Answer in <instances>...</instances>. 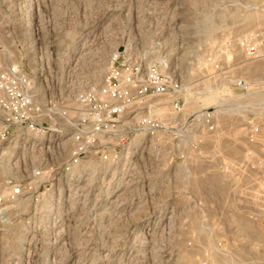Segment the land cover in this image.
Masks as SVG:
<instances>
[{
    "label": "rangeland",
    "instance_id": "1",
    "mask_svg": "<svg viewBox=\"0 0 264 264\" xmlns=\"http://www.w3.org/2000/svg\"><path fill=\"white\" fill-rule=\"evenodd\" d=\"M158 1L0 0V98L23 87L12 75L17 68L42 95L72 110L84 92L102 83L110 54L121 49L141 54L166 50L192 79L203 74L192 75V69L197 57L206 54L224 62L232 74L264 87V73L255 69L264 65V0ZM207 29L215 31L213 39L205 35ZM240 38L260 42L261 57L254 63L236 42L232 58H226L224 41ZM242 67L249 69L241 72ZM113 137L99 142L109 155L119 146ZM1 150L0 264H186L190 258L192 264H264V213L256 199L264 172V125L253 143L235 125L220 139H210L203 149L207 158L196 159L190 177L157 172L164 162L149 153L137 172L158 185L155 202L170 204L165 217L171 219L148 220L137 233L129 229L138 220L128 216L94 220L88 228L86 220H58L65 244L50 257L39 256L47 241L38 223L50 205L59 213L73 210L64 200L65 184L74 176L54 177L71 151L64 157L27 158L14 166ZM106 166L100 163L96 177L103 176ZM39 171L45 175L39 177ZM15 185L23 188L22 196L11 193ZM18 208L23 227L13 221ZM245 226L251 230L246 232ZM113 253L118 255L115 262Z\"/></svg>",
    "mask_w": 264,
    "mask_h": 264
},
{
    "label": "built area",
    "instance_id": "2",
    "mask_svg": "<svg viewBox=\"0 0 264 264\" xmlns=\"http://www.w3.org/2000/svg\"><path fill=\"white\" fill-rule=\"evenodd\" d=\"M235 42L247 60L261 57L259 43L252 38L226 39L222 44L231 52ZM208 60L210 68L187 82L178 59L166 50L148 56L116 50L109 56L102 83L84 92L72 110L42 95L34 80L14 68L12 75L23 87L0 98L2 154L16 152L17 158L9 163L16 162L13 165L17 166L27 158L56 156L71 148L68 162L60 165L54 177L62 173L76 177L80 172H101L103 161L120 171H140L138 163L151 153V157L164 162L157 172L168 176L173 171L176 176L182 173L190 177L196 159L207 158L203 149L210 139H220L235 125L253 143L264 125V97L260 95H264V87L260 89L247 78L232 74L214 57ZM208 96L214 100L204 103L203 98ZM37 136L45 146L52 140L49 147L54 151L36 150L25 155ZM112 136L119 146L109 155L99 142ZM67 140L61 151L60 144ZM15 147L18 150L14 151ZM44 175L39 171V177ZM52 179L51 187L55 183ZM261 181L256 199L264 213V172ZM11 193L22 196L23 188L15 185Z\"/></svg>",
    "mask_w": 264,
    "mask_h": 264
},
{
    "label": "bare ground",
    "instance_id": "3",
    "mask_svg": "<svg viewBox=\"0 0 264 264\" xmlns=\"http://www.w3.org/2000/svg\"><path fill=\"white\" fill-rule=\"evenodd\" d=\"M160 4L162 5V3H160ZM164 4L165 5H163V6H166V2ZM155 6H156V4H155ZM167 7H168V5H167ZM160 11H161V9H160ZM169 12H168V14H169ZM171 17H174V15ZM166 20H168V19H166ZM173 21H172V23H173ZM213 30H214V28H213ZM213 30L207 29L205 31L206 34L205 33L204 34L208 36L207 38L213 39V37H214L213 33L215 32ZM240 34H241V32H240ZM195 46H197V45H195ZM223 49H224V47H223ZM179 50H180V48H179ZM149 52H148V50H143V53L145 56H147ZM213 52H214V50H213ZM224 54L226 55V58L228 60L232 58V53H230V51H226V53H224ZM207 56L208 55L203 54V55H200L197 57V60H196L197 64H195L196 66L194 67V69H192V75L194 73H204V71L209 67L210 62H209ZM253 63H254V61H253ZM261 65L258 64L255 69L260 71L261 73H264V65L263 66H261ZM244 66H246V65H244ZM244 69H245V67H244ZM244 69H243V67L239 68V70L241 72H244L245 70L248 71L249 68L247 67L245 70ZM255 73H257V72H255ZM249 74H251V73H249ZM182 75L187 82H190L192 80L191 76L185 75L184 73H182ZM241 77H243V76H241ZM213 100H214L213 96H208V97L203 98L204 103H209V102H212ZM193 107H195V108H193V111L196 112L197 111L196 106H193ZM238 130H236V132H235L236 134H238L241 131V130H239V132H238ZM39 136L43 137L40 134H39ZM28 137L29 136H26L25 141L28 139ZM40 137H38L36 140H34V145L32 147L25 149V152H26L25 155L26 154H28V155L33 154L36 150L42 151V152L43 151H54V150H52L53 147H51V146L49 147V145L52 143V140L49 141V145L45 146L43 139H41ZM68 142H69V140L60 144L61 148H63L61 151L65 150L66 144ZM17 148L18 147H15L13 150L16 151ZM71 150H68V152ZM15 153L16 152L9 153L7 151H4L3 155L6 157V159H8V161H12V158L13 159L17 158V156L14 155ZM67 155L69 157L70 154H67ZM62 156H63V154H62ZM2 160H4V159H2ZM12 162H11V164H12ZM7 163H9V162H7ZM104 163L107 164V166L103 170V174H102L103 176L102 177H96V175H95L96 172H93L91 174L81 172V173H79L80 175L78 176V178L74 179V177H72L70 180L67 181V183L65 184L67 187L65 189L66 190L65 193H67V195H66V199L64 200V202H65V205H67V206H70V205L74 206L72 211H70V212L64 211L63 213H59V212H56L54 210V208H52L51 205H50L51 208L49 210H47V211L43 210L42 211V213H41V215H42L41 220L42 221H40L38 223V225H39V227H41L43 229V234L46 236L47 244H46V248L41 250L40 251L41 253L39 252L40 254L38 253L39 256H45V257H50L53 255L57 256L58 252L60 251L61 245L65 244V238L63 236V229H62L64 225L61 224L60 222H58V220H86L85 226H86V228H88V225L92 224V222L94 220H118V219H121L125 216H128V217H131L133 220H138L129 229L130 232L137 233V232L143 230L144 228H146V226H148V224H149L148 220H170L171 219V217L170 218H167V216L165 217V215H166L165 212L169 208L170 204H168L167 202H164V203L155 202L156 199L158 198V197L156 198V194H155V192L158 190L157 184L156 185L152 184L151 179L146 177V175H144V174L138 173L137 170L132 171V170L127 169L124 173H122V171H120L119 168H116L114 165H111V163H108V162H104ZM13 164H17V163L14 162ZM55 180H57L58 182H61L62 178H59V179L56 178ZM55 180H53V181H55ZM247 182H249V181L247 180ZM247 185H249V184H247ZM252 187H250V188H252ZM247 188H249V187H247ZM200 189H201V187L199 188V191H200ZM248 191H247V193H248ZM251 191L252 190H250V192ZM24 199H27L26 195L22 197L20 202L22 203L24 201ZM28 199H29V196H28ZM26 201H28V200H26ZM23 208H25V207H22V209ZM147 208H152V211H150V210L144 211ZM186 208H189V207L188 206L184 207V209H186ZM191 209H192V207H191ZM16 211H17V213H19V215H17V219H15L13 221H15V224L19 225V227L20 226L23 227L25 221H24L23 215H21V213H20L23 211H21V209H19V208L16 209ZM10 221H11V219H10ZM244 229L246 230V232H249L251 230L250 226H245ZM171 255H172V253H171ZM69 256H71V255H69ZM78 256H81V254ZM111 257H113L112 262H115L117 260L116 258H118V255H117V253H113V254H111ZM193 261H194L193 258H190V259H188V262L186 264H192Z\"/></svg>",
    "mask_w": 264,
    "mask_h": 264
},
{
    "label": "water",
    "instance_id": "4",
    "mask_svg": "<svg viewBox=\"0 0 264 264\" xmlns=\"http://www.w3.org/2000/svg\"><path fill=\"white\" fill-rule=\"evenodd\" d=\"M122 50V49H121Z\"/></svg>",
    "mask_w": 264,
    "mask_h": 264
}]
</instances>
